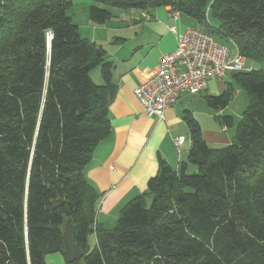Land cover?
<instances>
[{"label":"trees","instance_id":"16d2710c","mask_svg":"<svg viewBox=\"0 0 264 264\" xmlns=\"http://www.w3.org/2000/svg\"><path fill=\"white\" fill-rule=\"evenodd\" d=\"M88 1L98 25L113 8L169 5L232 40L245 60L264 62V0ZM72 4L0 0V69L8 71L0 75V264H46V254H63L68 219L84 254L66 264H264V69L232 73L249 102L230 143L211 146L185 109L193 172L160 159L114 228H94L98 194L83 168L110 131L113 61L80 33L67 13ZM96 67L100 83L90 74ZM231 89L207 96L208 104L223 109ZM215 117L232 124L230 115Z\"/></svg>","mask_w":264,"mask_h":264},{"label":"crops","instance_id":"0c3cea01","mask_svg":"<svg viewBox=\"0 0 264 264\" xmlns=\"http://www.w3.org/2000/svg\"><path fill=\"white\" fill-rule=\"evenodd\" d=\"M79 1L86 6L89 2ZM170 10L169 5L149 9L113 8L109 20L96 24L100 28L101 42L86 36L102 46L107 58L113 61V88L108 105L110 131L96 144L90 161L83 168L85 178L98 194L94 228H114L121 208L146 191L147 182L156 174L160 159L175 169L184 160L183 155L188 154L190 148V134L182 119L183 111L190 110L198 120L197 112L188 107V102L203 98V93L208 90L210 94L204 96L208 104L207 96L219 95L232 87L224 77L209 78L200 93L182 92L178 100L166 108L163 119L146 115L134 97L133 89L157 72L161 56L175 48L181 32L198 25L182 13L172 17ZM88 22V25L93 23L89 18ZM216 115L213 118L222 125ZM199 125L206 142L228 141L219 131ZM178 136L183 137L180 153L173 140ZM91 241L96 244L95 231L88 236L89 248ZM45 263L66 264L67 261L61 252H53L46 254Z\"/></svg>","mask_w":264,"mask_h":264},{"label":"built area","instance_id":"2783aa9c","mask_svg":"<svg viewBox=\"0 0 264 264\" xmlns=\"http://www.w3.org/2000/svg\"><path fill=\"white\" fill-rule=\"evenodd\" d=\"M178 14V11L170 10L172 17ZM170 29L174 31L173 27ZM228 41L233 44V50L215 41L212 33L200 27L181 32L175 48L161 56L157 72L133 89V95L146 115L163 119L166 108L173 105L182 92L197 94L206 88L209 78L221 79L227 72L250 71L235 44ZM222 129L227 127L223 125ZM173 140L180 153L183 137Z\"/></svg>","mask_w":264,"mask_h":264},{"label":"rangeland","instance_id":"374dc122","mask_svg":"<svg viewBox=\"0 0 264 264\" xmlns=\"http://www.w3.org/2000/svg\"><path fill=\"white\" fill-rule=\"evenodd\" d=\"M67 13L71 16L72 21L78 24L79 31L83 36H88L101 42L99 37L100 28L97 27V25L94 23L88 25L89 22H88L87 6L84 3H82V1L78 0L73 2V4L69 6V8L67 9ZM210 20L215 28L217 25V21L212 16ZM95 26L97 27L96 29L94 28ZM213 36L215 41L226 44L231 50L234 49L233 44L230 41H228L224 36H220L218 34H214ZM6 54H7V45L6 43L5 44L3 43L0 46V62L6 61L5 58ZM245 66L256 70H263L264 62L246 59ZM7 73L8 71L5 68L0 69V75L2 77H5ZM90 74L93 80L99 83V67L94 68L90 72ZM224 78L226 79V81L232 84V89L231 92L229 93L230 94L229 102L227 106L222 109L223 111L221 110L222 112H225L223 113L224 115L227 114L232 116V124L229 125L226 130L222 131L221 130L222 125H219L218 122L213 118V115L218 114L219 111L217 109H213L211 106L206 104L204 100L205 94H210L208 90L203 93V98L200 97L198 100L192 99L190 102H188L190 104L188 105V107L189 108L193 107L194 111L197 112L196 116L198 118L197 120L198 123L202 124L203 127L210 128V130L212 129H214V131L217 130L220 133H222L224 137L228 138V141L226 143H213L211 141L208 142L213 147H218L223 144H228L232 141L235 126L241 120L242 115L249 102L248 91L245 85L242 83V80H236V78H234L233 75L230 74V72L225 73ZM189 98H192V95H190ZM206 136L209 137L207 134ZM183 159L184 160H182V162H185L187 164V170L190 173L193 172L194 166L192 163L188 162V154L183 155ZM95 245H96L95 242L91 241L90 249H93Z\"/></svg>","mask_w":264,"mask_h":264},{"label":"water","instance_id":"95a60500","mask_svg":"<svg viewBox=\"0 0 264 264\" xmlns=\"http://www.w3.org/2000/svg\"><path fill=\"white\" fill-rule=\"evenodd\" d=\"M62 245L63 254L69 263L79 260L84 254V251L75 242L74 226L69 219L63 225Z\"/></svg>","mask_w":264,"mask_h":264}]
</instances>
